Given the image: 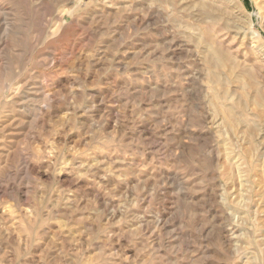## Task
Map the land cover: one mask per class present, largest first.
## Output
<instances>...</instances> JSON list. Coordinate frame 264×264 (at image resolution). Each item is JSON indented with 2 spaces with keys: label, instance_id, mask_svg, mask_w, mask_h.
<instances>
[{
  "label": "rangeland",
  "instance_id": "1",
  "mask_svg": "<svg viewBox=\"0 0 264 264\" xmlns=\"http://www.w3.org/2000/svg\"><path fill=\"white\" fill-rule=\"evenodd\" d=\"M98 1L0 0V264H264V0Z\"/></svg>",
  "mask_w": 264,
  "mask_h": 264
},
{
  "label": "bare ground",
  "instance_id": "2",
  "mask_svg": "<svg viewBox=\"0 0 264 264\" xmlns=\"http://www.w3.org/2000/svg\"><path fill=\"white\" fill-rule=\"evenodd\" d=\"M96 1H98V0H96ZM99 1H100L101 4L103 5V7H114V6L117 7V6H118L116 9H120V8L123 6V5H122V6L120 7L121 4L118 3L117 0H99ZM99 1H98V2H99ZM125 1H126V0H125ZM65 2H66V0H65ZM70 2H71V1H70ZM85 2H86V1H85ZM91 3H92V1H91ZM87 4H88V3H87ZM101 4H100V5H101ZM122 4H123V3H122ZM93 5H94V4H93ZM127 7H128V6H127ZM79 8H81V7H79ZM171 8H172V7H171ZM96 9H98V8H96ZM101 9H102V8H101ZM125 9H126V8H125ZM66 10H67V9H66ZM98 10H100V9H98ZM74 11H75V8H74ZM106 11H107V10H106ZM111 11H113V10H111ZM116 11H117V10H116ZM116 11H115V12H116ZM120 11H121V10H120ZM64 12H65V11H64ZM68 12H69V11H68ZM71 12H73V11H70V13H71ZM95 12H96V11H95ZM101 12H102V10H101ZM117 12H118V11H117ZM122 12H123V10H122ZM118 13H120V12H118ZM66 14H67V13H66ZM95 14H96V13H95ZM97 14H98V13H97ZM99 14H100V12H99ZM102 14H103V13H102ZM108 14H109V12H108ZM205 14H206V13H205ZM72 16H73V15H72ZM93 16H94V15H93ZM209 19H210V18H209ZM40 22H41V21H40ZM64 23H65V22H64ZM57 25H58V24H57ZM62 25H63V24H62ZM63 26H64V25H63ZM43 27H44V26H43ZM56 27H57V26H56ZM59 27H60V25H59ZM46 28H47V27H46ZM49 28H50V27H49ZM55 29H56V28H55ZM59 29H60V28H59ZM207 29H208V28H207ZM45 30H46V29H45ZM52 30H53V29H52ZM54 31H55V30H54ZM54 31H53V32H54ZM54 33H55V32H54ZM54 33H53V34H54ZM59 33H60V32H59ZM195 38H196V37H195ZM209 44L211 45V43H209ZM212 45H213V44H212ZM216 49H217V48H216ZM214 54H215V53H214ZM212 56H213V55H212ZM212 56H211V57H212ZM214 56H215V55H214ZM214 56H213V57H214ZM216 57H219V58H220V55H218V56H216ZM216 57H215V58H216ZM212 59H214V58H212ZM215 60H216V59H215ZM210 61H211V60H210ZM220 61H221V60H220ZM213 62H214V60H213ZM220 64H221V62H220ZM223 64H224V63H223ZM232 65H233V64H232ZM223 66H224V65H223ZM215 68H216V67H215ZM257 85H258V84H257ZM259 86H260V85H259ZM255 92H256V91H255ZM232 109H233V108H232Z\"/></svg>",
  "mask_w": 264,
  "mask_h": 264
}]
</instances>
